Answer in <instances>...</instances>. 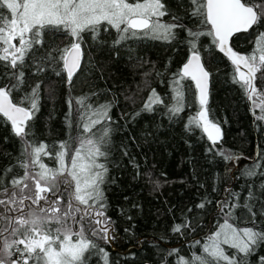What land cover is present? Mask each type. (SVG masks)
<instances>
[{"label":"trees","instance_id":"16d2710c","mask_svg":"<svg viewBox=\"0 0 264 264\" xmlns=\"http://www.w3.org/2000/svg\"><path fill=\"white\" fill-rule=\"evenodd\" d=\"M162 2L168 14L161 22L185 26L175 30V39L138 35L116 44L119 33L101 25L95 39L83 33V62L69 82L63 62L53 63L47 54L58 57L53 49L70 45L72 38L62 31L45 30L43 44L35 45L25 56L24 83L12 91L13 100L19 103L40 85L39 110L29 121L27 138L37 145L46 144L52 156L66 142L69 160L80 139L95 140L104 129H110L102 147L107 158L98 162L108 170L101 189L115 238L106 241L89 235L98 249L85 254V264H105V253L107 264H182V260L197 264L194 258L207 256L204 245L226 221L239 230L264 232V120L256 118L260 109L253 108L233 81L235 69L230 59L205 35L200 36L197 47L211 76L206 108L209 120L222 127V139L213 146L201 128L189 125L190 118L201 111L198 90L189 77L179 85L183 111L169 113L175 103L173 81L191 53L192 38L186 29L206 32L210 25L191 15L190 0ZM0 11L9 17V10ZM262 32L264 22L235 33L232 45L251 54ZM15 71L8 62L0 61V87L16 83ZM260 75L258 72L256 86L264 94ZM153 89L163 103L148 111L144 106ZM253 100L259 102L257 97ZM103 106H107V118L99 117L102 122L84 132L83 126H91ZM22 151L21 139L10 121L0 115V194L11 188L13 178L24 175ZM41 159L47 166L55 165L50 156ZM249 171L255 175H248ZM61 194L66 203V191ZM177 225L181 228L174 231ZM221 246L238 264L241 260L243 264H264V242L246 256L230 245Z\"/></svg>","mask_w":264,"mask_h":264},{"label":"snow or ice","instance_id":"6c2138e0","mask_svg":"<svg viewBox=\"0 0 264 264\" xmlns=\"http://www.w3.org/2000/svg\"><path fill=\"white\" fill-rule=\"evenodd\" d=\"M190 3L191 15L199 17L200 22L210 25V28L206 32L186 29L192 38L189 40L191 55L173 81L177 87L174 89L175 103L169 108V113L178 115L183 111V92L179 85L185 77L191 78L198 89L201 111L190 118L189 125L201 128L215 146L222 139V130L218 123L208 118L209 73L201 63L197 41L200 36L212 37V42L234 66L233 81L244 90L253 108L260 109L256 118L264 120V94L256 86L258 72L264 81V32L259 33L256 47L248 55L236 52L229 43L234 33L247 31L264 22V3L256 4L255 0H190ZM0 9L9 10L10 17L0 11V61L8 62V66L16 70L13 73L16 83L0 87V115L10 121L14 134L21 139L22 155L25 157L20 162L24 175L13 178L11 188L3 189L7 200L0 199V206L3 207L0 220L6 221L0 226V264H29L30 260L33 264H85V254L98 249V245L88 238L85 223L93 236L106 241L113 239L111 220L104 211L106 203L101 189L108 170L105 164L98 162L100 158H107V151L102 147L107 143L110 129H104L98 139H80L79 147L73 150L68 164L65 159L68 156L66 142H62L60 150L52 156L46 144L37 145L30 141L27 138L30 134L29 121L39 110L40 85L37 84L31 94L19 103L12 99V91L24 83L22 68L25 56L35 45L43 44L45 30L64 32L72 38L71 44L63 49H53L59 53L58 57L49 52L47 59L53 63L62 61L70 82L80 66L85 32L95 39L100 26L107 24L119 33L114 42L119 44L138 35L172 40L175 39V30L185 26L178 22H161L160 18L168 14L162 0H0ZM173 20L178 21V18L173 17ZM253 97H257L259 102ZM161 103L163 100L153 89L144 107L151 111L154 104ZM96 115L98 118L91 121V126H83L84 132H91L92 127L101 123L99 117L107 118V106H103V111ZM42 155L54 158L58 167L49 168L42 162ZM225 158L233 159L231 156ZM37 166L39 171L29 170ZM248 175H255V172L249 171ZM61 186L69 192L66 203L63 202ZM199 207H204V204ZM74 226L78 227L74 230ZM180 228L181 225H177L173 230L179 231ZM259 242H264V232L254 228L237 230L226 221L204 245L207 256H196L194 260L197 264H238L234 257L226 255L221 245H230L246 256ZM182 264L190 262L182 260ZM239 264H243V260Z\"/></svg>","mask_w":264,"mask_h":264},{"label":"rangeland","instance_id":"374dc122","mask_svg":"<svg viewBox=\"0 0 264 264\" xmlns=\"http://www.w3.org/2000/svg\"><path fill=\"white\" fill-rule=\"evenodd\" d=\"M129 2H131V1H129ZM16 43L18 44V41H16ZM66 159V164H68L69 162H70V159L69 160H67V158H65ZM49 168H53V169H55V168H57L58 167V163H57V161H55V165H49L48 166ZM30 171H32V170H35V171H39V169L37 170L36 168L35 169H29ZM62 192H65L64 190L62 191ZM66 194H67V196H69V192L68 191H66ZM0 199H5V200H7V197L2 193V194H0ZM9 207H12V208H15L16 207V205H9ZM1 208H3L2 206H0V211H1ZM3 211V210H2ZM28 211V209H25V212H27ZM17 215H18V213H17ZM6 223V222H5ZM71 223V222H70ZM4 224V223H3ZM2 224V222L0 221V226H2L3 225ZM53 227H55V225H53ZM76 227H78V226H74V230H75V228ZM84 227H85V232H86V234L89 236V235H92V233H91V231H90V229H89V227H88V224H86V225H84ZM232 228H234V227H232ZM234 229H236V228H234ZM237 230H239V229H237ZM228 231H230V230H228ZM110 233H111V235H112V237H113V239L115 238V234L112 232V230H111V225H110ZM94 237H96V236H94ZM96 238H98V237H96ZM74 239H75V237H74ZM113 239H111V241L113 240ZM107 241H110V240H107ZM21 247H23V246H21ZM29 264H32V261L30 260L29 261Z\"/></svg>","mask_w":264,"mask_h":264},{"label":"water","instance_id":"95a60500","mask_svg":"<svg viewBox=\"0 0 264 264\" xmlns=\"http://www.w3.org/2000/svg\"><path fill=\"white\" fill-rule=\"evenodd\" d=\"M235 34V33H234ZM233 34V35H234ZM233 37V36H232ZM232 37L230 38V41H229V43H230V46L233 48V50H235L236 52H238V53H241V54H245V55H247L245 52H240V51H238V50H236L235 48H234V46L232 45ZM81 47H82V50H83V56H82V58H81V60H80V66H79V68L78 69H76L75 70V72H74V74L80 69V67H81V65H82V62H83V57H84V47H83V44L81 45ZM218 47V46H217ZM219 49V48H218ZM223 53V52H222ZM225 54V53H224ZM190 55H191V53H190ZM190 55H189V57L187 58V60L184 62V64L185 63H187V61L189 60V58H190ZM199 55H200V57H201V63L203 64V66H204V69L209 73V77H208V89H207V102H208V99H209V89H210V86H211V76H210V71H209V69L206 67V64H205V62H204V60H203V57H202V55L199 53ZM226 55V54H225ZM227 56V55H226ZM228 57V56H227ZM183 64V65H184ZM183 65H182V67H183ZM241 70H243V71H246V69H243V67H241ZM66 71V70H65ZM66 74H67V72H66ZM74 76V75H73ZM72 76V77H73ZM68 77V76H67ZM195 82V81H194ZM198 90V89H197ZM13 99V98H12ZM13 102H15L14 100H13ZM251 102V101H250ZM15 103H17V102H15ZM252 103V102H251ZM23 106H26V105H23ZM215 123V122H214ZM220 126V125H219ZM220 128H221V130H222V127L220 126ZM222 135H223V130H222Z\"/></svg>","mask_w":264,"mask_h":264},{"label":"flooded vegetation","instance_id":"af4514ba","mask_svg":"<svg viewBox=\"0 0 264 264\" xmlns=\"http://www.w3.org/2000/svg\"><path fill=\"white\" fill-rule=\"evenodd\" d=\"M84 47V46H83ZM62 191H63V187L61 186V193H62ZM51 198V197H50ZM41 203H43V202H41ZM25 209H27V208H25ZM3 210V208H1V211Z\"/></svg>","mask_w":264,"mask_h":264}]
</instances>
